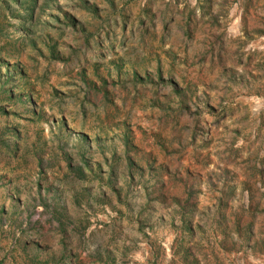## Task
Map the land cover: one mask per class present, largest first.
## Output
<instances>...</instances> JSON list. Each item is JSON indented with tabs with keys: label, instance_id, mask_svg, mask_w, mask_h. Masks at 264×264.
Returning a JSON list of instances; mask_svg holds the SVG:
<instances>
[{
	"label": "rangeland",
	"instance_id": "rangeland-1",
	"mask_svg": "<svg viewBox=\"0 0 264 264\" xmlns=\"http://www.w3.org/2000/svg\"><path fill=\"white\" fill-rule=\"evenodd\" d=\"M0 264H264V0H0Z\"/></svg>",
	"mask_w": 264,
	"mask_h": 264
}]
</instances>
